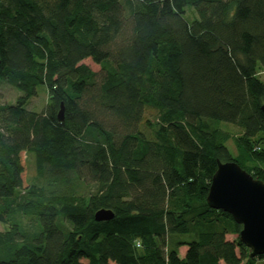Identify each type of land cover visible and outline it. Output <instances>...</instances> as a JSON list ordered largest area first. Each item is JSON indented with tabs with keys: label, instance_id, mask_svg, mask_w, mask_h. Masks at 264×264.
I'll list each match as a JSON object with an SVG mask.
<instances>
[{
	"label": "trees",
	"instance_id": "16d2710c",
	"mask_svg": "<svg viewBox=\"0 0 264 264\" xmlns=\"http://www.w3.org/2000/svg\"><path fill=\"white\" fill-rule=\"evenodd\" d=\"M260 72L264 0H0V264L264 261L206 203L218 161L264 182Z\"/></svg>",
	"mask_w": 264,
	"mask_h": 264
},
{
	"label": "water",
	"instance_id": "95a60500",
	"mask_svg": "<svg viewBox=\"0 0 264 264\" xmlns=\"http://www.w3.org/2000/svg\"><path fill=\"white\" fill-rule=\"evenodd\" d=\"M264 116V101L260 107ZM59 122L63 120V106L57 112ZM211 209L230 215L241 226L239 241L249 250L251 258L264 254V182L253 178L236 162H217L206 195ZM113 217L110 210L100 209L94 213L97 222Z\"/></svg>",
	"mask_w": 264,
	"mask_h": 264
},
{
	"label": "rangeland",
	"instance_id": "374dc122",
	"mask_svg": "<svg viewBox=\"0 0 264 264\" xmlns=\"http://www.w3.org/2000/svg\"><path fill=\"white\" fill-rule=\"evenodd\" d=\"M195 16L188 14V16H186V19L188 22H190ZM82 63L87 65L91 70L95 72H98L100 70L99 66L94 64L90 59L83 60ZM259 75L260 78L264 81V72H260ZM20 95L21 93L17 89L0 80V103L14 104L16 98ZM46 100H47V92L45 88L38 86L37 95L29 99L25 108L36 112H41L45 107ZM219 127L220 130L225 131V133H228L229 139L226 141V147L230 152V154L232 156H235L237 151L233 143V137L239 134V130L233 127L232 125L224 124V123H220ZM28 176L30 178V182L35 181L34 168L30 158L28 160ZM23 222L25 223L26 219H23ZM5 228H6L5 225L0 222V230H3ZM235 237L236 235H227L226 239L231 241L235 239ZM255 264H264V261L258 259L256 260Z\"/></svg>",
	"mask_w": 264,
	"mask_h": 264
},
{
	"label": "crops",
	"instance_id": "0c3cea01",
	"mask_svg": "<svg viewBox=\"0 0 264 264\" xmlns=\"http://www.w3.org/2000/svg\"><path fill=\"white\" fill-rule=\"evenodd\" d=\"M184 253H185V248H181V249L179 250V256H180V257H183V256H184Z\"/></svg>",
	"mask_w": 264,
	"mask_h": 264
},
{
	"label": "bare ground",
	"instance_id": "6f19581e",
	"mask_svg": "<svg viewBox=\"0 0 264 264\" xmlns=\"http://www.w3.org/2000/svg\"><path fill=\"white\" fill-rule=\"evenodd\" d=\"M246 171V170H245Z\"/></svg>",
	"mask_w": 264,
	"mask_h": 264
}]
</instances>
